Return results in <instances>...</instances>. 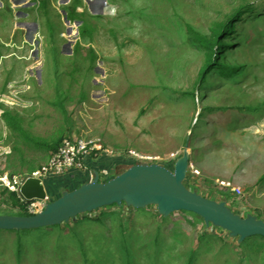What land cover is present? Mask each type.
Returning a JSON list of instances; mask_svg holds the SVG:
<instances>
[{
    "label": "rangeland",
    "instance_id": "374dc122",
    "mask_svg": "<svg viewBox=\"0 0 264 264\" xmlns=\"http://www.w3.org/2000/svg\"><path fill=\"white\" fill-rule=\"evenodd\" d=\"M47 2L46 50L0 57V215L24 211L16 178L41 169L64 139L83 138L97 140L90 156L111 166L103 181L140 162L173 170L188 145L190 189L264 219V0H113L115 14L93 15L75 52L62 47L63 9L92 16L89 5ZM241 6L242 20L220 38L231 72L212 69L200 84L207 49L195 35L213 38ZM83 171L48 177L49 199L79 187ZM44 231L21 259L17 233L0 231V264L264 263L263 236L239 243L195 213L163 217L155 206H107Z\"/></svg>",
    "mask_w": 264,
    "mask_h": 264
},
{
    "label": "water",
    "instance_id": "95a60500",
    "mask_svg": "<svg viewBox=\"0 0 264 264\" xmlns=\"http://www.w3.org/2000/svg\"><path fill=\"white\" fill-rule=\"evenodd\" d=\"M90 5L94 12L99 13H103L106 6L104 3L96 8L95 1ZM190 157L186 145L173 170L158 163L140 162L106 181L101 179L100 171L94 170L90 181L71 190L64 189L56 199H49L48 189L40 178L29 175L21 184L19 194L27 201L47 199L45 208L28 216L1 214L0 229L60 225L107 206L125 204L134 209L155 206L163 217L178 211L195 213L204 219L207 226L228 231L231 237L238 238L239 243L252 236L264 237V219L255 214L242 216L226 202L210 199L185 184Z\"/></svg>",
    "mask_w": 264,
    "mask_h": 264
},
{
    "label": "crops",
    "instance_id": "0c3cea01",
    "mask_svg": "<svg viewBox=\"0 0 264 264\" xmlns=\"http://www.w3.org/2000/svg\"><path fill=\"white\" fill-rule=\"evenodd\" d=\"M44 1L45 0H0V57L5 52L9 53L10 51L24 49L26 52H33L35 54L34 57L38 59L40 54L46 50V46L51 42V37L53 36V28L50 25L51 19L48 11L50 4H48V2L44 4ZM85 1L89 5V11L92 14V16L88 14L89 22L92 26H94L93 18H95L93 15L103 16L104 14L110 15L116 12H111L109 9L112 7L111 2H113V0H105L106 2L104 0ZM94 1L96 3V8L101 7L105 3L106 6L103 13L94 12L91 9L90 3ZM72 2L73 0H61V3L65 5H69ZM57 3L60 5L59 2ZM41 4L42 7H40ZM58 5L52 3L51 6L60 9ZM63 11L65 12V16L63 17L64 22L62 23L64 29H62L61 33L63 37L62 47L65 50H72L75 52L77 42L80 40V28L83 24V20L80 18L71 20L67 12L68 10L66 11L64 8ZM72 22H74V24H72ZM70 35H76V39L72 40ZM52 44L56 45L55 43ZM24 58L27 59L26 56H24ZM101 157L97 160H93L91 156L86 158V167L83 171V183L92 179V172L94 170H98L100 173H108L110 171L111 166L109 167L108 164L105 165ZM70 171H68L67 174L70 173ZM64 177L66 178L67 176ZM46 179L44 184L47 187Z\"/></svg>",
    "mask_w": 264,
    "mask_h": 264
},
{
    "label": "trees",
    "instance_id": "16d2710c",
    "mask_svg": "<svg viewBox=\"0 0 264 264\" xmlns=\"http://www.w3.org/2000/svg\"><path fill=\"white\" fill-rule=\"evenodd\" d=\"M44 4L47 3V0L43 2ZM77 1L74 3L76 4ZM245 6L239 7L234 13H232L228 19L225 22L220 23L218 29L215 31L214 37L213 38H208L204 36H196V38L199 40V42L207 49L206 52V62L203 66V68L200 70L199 73V83L203 84L205 81L206 75L215 68H218L219 70L226 69L227 72L226 74H229L231 72V67L225 66L222 61H219V56L223 53L225 47H227V43L221 41V37L223 34H231L235 28V25L242 20V15L245 10ZM245 14V13H244ZM72 18H80L83 20V24L80 28V37L84 38L87 37V34L92 33L94 30L92 29L93 26L89 22V15L88 13L84 12L83 15L80 17L71 15ZM71 18V20H72ZM229 71V72H228ZM6 117L9 121V124L13 128H18L21 132H23V128L19 125L15 117L10 114L9 112H6ZM57 150V149H56ZM54 153V152H53ZM122 170L121 172H123ZM120 172V173H121ZM119 174V173H118ZM16 197L17 195L14 194ZM20 203V205L23 208V212L20 214H9V215H23V216H28L32 215V213L29 212L28 210V205L26 202L21 201L20 199H17L16 203ZM66 223V222H65ZM60 225H54V226H49L53 228H59ZM48 227H43V228H36V229H22V230H2L0 231H13L17 233V239L15 240V253L17 254V258L21 259L22 257V251L25 248L27 243H38V241L42 240L43 238L46 237L44 229ZM30 235V237H28ZM28 237V238H27ZM27 238V239H26ZM252 237L246 238L244 240V243L249 242Z\"/></svg>",
    "mask_w": 264,
    "mask_h": 264
},
{
    "label": "built area",
    "instance_id": "2783aa9c",
    "mask_svg": "<svg viewBox=\"0 0 264 264\" xmlns=\"http://www.w3.org/2000/svg\"><path fill=\"white\" fill-rule=\"evenodd\" d=\"M100 148L98 141L95 139L66 138L63 140L59 149L52 154L49 162L31 176L38 177L44 182L47 177L53 174L60 175L73 169L84 170L86 167V158ZM26 177L16 178L14 180V183L17 185V190L20 191V186ZM5 180L7 181L8 178L6 177ZM7 182L11 183L10 181ZM22 200L27 203L28 210L32 214L42 211L47 202V199H36L34 201Z\"/></svg>",
    "mask_w": 264,
    "mask_h": 264
}]
</instances>
